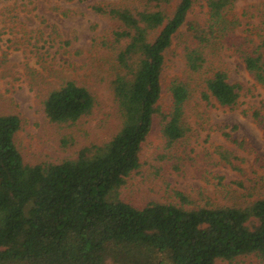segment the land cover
Segmentation results:
<instances>
[{
  "label": "trees",
  "instance_id": "trees-1",
  "mask_svg": "<svg viewBox=\"0 0 264 264\" xmlns=\"http://www.w3.org/2000/svg\"><path fill=\"white\" fill-rule=\"evenodd\" d=\"M142 0L140 7L94 5V12L116 21L112 31L115 70L109 91L117 121L104 142L83 145L60 162L26 164L14 143L16 114L0 112V264H214L254 256L264 264V197L244 205L187 207L149 201L136 207L120 198L140 152L157 121L170 146L187 133L184 106L202 83V99L237 105L241 86L217 70L208 75L207 51L231 30L224 18L231 0H203V24L187 21L193 0ZM185 27V31H180ZM181 38L184 69L170 79V103L162 108L161 73L165 52ZM250 43V45H249ZM234 52L251 79L264 87V14L258 41L234 42ZM46 119L72 125L95 108L93 93L70 78L47 91ZM253 118L264 129L258 110ZM226 136H229L226 134ZM74 138H63L65 148ZM231 164V153L216 148Z\"/></svg>",
  "mask_w": 264,
  "mask_h": 264
},
{
  "label": "rangeland",
  "instance_id": "rangeland-1",
  "mask_svg": "<svg viewBox=\"0 0 264 264\" xmlns=\"http://www.w3.org/2000/svg\"><path fill=\"white\" fill-rule=\"evenodd\" d=\"M177 1L166 9L169 15ZM107 4L133 8L142 0H0V112L19 117L14 143L26 164L73 158L83 145L102 143L115 132L109 80L115 70L112 31L117 23L92 9ZM263 14L264 0H231L224 15L231 30L209 46L207 66L208 75L221 70L229 83L241 86L237 105L202 99L205 89L198 81L184 106L187 133L168 146L154 121L141 148L140 169L120 190L123 201L136 207L149 201L179 205L180 193L191 208L244 205L264 197V129L252 116L254 110L264 116V87L251 79L232 46L258 41ZM206 17L203 0H193L187 21L203 24ZM181 38L173 39L165 52L162 108L170 103L168 81L181 77L184 69ZM64 78L86 87L96 99L92 113L69 126L49 122L42 105L47 91ZM70 137L73 145L64 148L61 140ZM216 148L236 159L227 163ZM214 264L261 263L248 255Z\"/></svg>",
  "mask_w": 264,
  "mask_h": 264
}]
</instances>
